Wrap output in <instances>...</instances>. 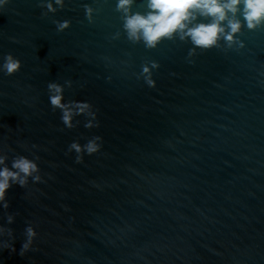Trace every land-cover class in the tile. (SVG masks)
<instances>
[{
  "label": "water",
  "instance_id": "1",
  "mask_svg": "<svg viewBox=\"0 0 264 264\" xmlns=\"http://www.w3.org/2000/svg\"><path fill=\"white\" fill-rule=\"evenodd\" d=\"M47 2L0 7V64H22L0 72V150L9 166L38 157L42 177L7 192L0 264H264V27L190 56L179 36L129 39L117 0ZM65 81V102L89 103L98 127L62 123L47 85ZM95 136L101 150L77 164L69 145Z\"/></svg>",
  "mask_w": 264,
  "mask_h": 264
},
{
  "label": "clouds",
  "instance_id": "2",
  "mask_svg": "<svg viewBox=\"0 0 264 264\" xmlns=\"http://www.w3.org/2000/svg\"><path fill=\"white\" fill-rule=\"evenodd\" d=\"M9 0H0V7L8 4ZM63 0H49L42 4L48 12H55L57 6H61ZM135 0H117V11L122 12L123 28L128 38L134 41H143L146 47L154 48L162 40L172 39L179 36L181 40H190L193 49L189 55L195 54V49L202 51L211 50L218 47L223 40L229 46L233 44L243 48L242 41H237V37L243 28L254 31L264 27V0H147L146 13L131 11ZM90 11V9L88 10ZM200 18H206L207 23L197 22ZM57 31H64L70 27V22H57ZM22 67L21 61L11 54H7L0 64V72L12 76ZM147 73L150 69L145 68ZM150 87L155 86L153 79H148ZM65 86L70 87L71 81L65 84L50 82L47 85L49 93V103L53 109L61 112V121L69 129L73 128L74 118L79 115L90 117L85 124L86 128L98 127L95 123L96 115L91 110V105L83 101L65 102ZM102 137L95 136L81 145L79 142H72L69 152H75V162H83L84 154L91 156L101 150ZM35 147V145H33ZM29 159L26 156L18 155L8 164V156L0 150V207L7 209V192L13 185L24 188L31 178L33 183L42 182L39 174L40 169L37 160ZM14 222L12 215L7 216V223ZM5 228L0 226V236H3ZM7 235L11 236L10 230ZM26 240L22 245L20 255H24L31 249L34 239L37 236L35 229L28 226L25 229ZM5 247L11 245L5 243ZM13 251L15 249H12Z\"/></svg>",
  "mask_w": 264,
  "mask_h": 264
}]
</instances>
